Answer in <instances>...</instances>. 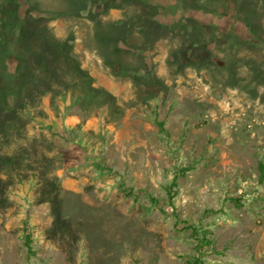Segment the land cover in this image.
I'll return each mask as SVG.
<instances>
[{
	"label": "rangeland",
	"instance_id": "obj_1",
	"mask_svg": "<svg viewBox=\"0 0 264 264\" xmlns=\"http://www.w3.org/2000/svg\"><path fill=\"white\" fill-rule=\"evenodd\" d=\"M0 264H264V0H0Z\"/></svg>",
	"mask_w": 264,
	"mask_h": 264
},
{
	"label": "trees",
	"instance_id": "obj_2",
	"mask_svg": "<svg viewBox=\"0 0 264 264\" xmlns=\"http://www.w3.org/2000/svg\"><path fill=\"white\" fill-rule=\"evenodd\" d=\"M24 230H25V233H26V236H25L26 237V241H25L26 247H27L29 253H31V247H30L31 239H30V235L28 233V227L25 226Z\"/></svg>",
	"mask_w": 264,
	"mask_h": 264
}]
</instances>
